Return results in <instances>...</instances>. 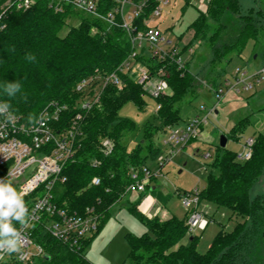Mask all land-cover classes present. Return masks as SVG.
Listing matches in <instances>:
<instances>
[{"label":"trees","instance_id":"obj_1","mask_svg":"<svg viewBox=\"0 0 264 264\" xmlns=\"http://www.w3.org/2000/svg\"><path fill=\"white\" fill-rule=\"evenodd\" d=\"M110 6V0H101ZM152 0L151 6H157ZM239 16L241 28L231 43L221 44L222 33L227 26L222 23L225 14ZM74 11L55 13L47 0H37L35 6L26 12H14L6 20V28L0 30V103L7 101L9 111L26 124H34L41 113L51 105L69 106L62 115L60 127H68L78 111L74 107L80 99L77 85L85 78L100 73L114 72L132 54L126 33L119 29L107 31L92 19L83 20L78 27L67 28V20ZM261 12L250 10L241 16L240 0H209L206 11L201 12L191 26L195 40L205 37L208 21L219 25L211 38L214 58L229 55L234 50H243L251 40H257ZM259 16V17H258ZM105 32L92 35V30ZM189 46L181 50L186 53ZM34 57V59H29ZM137 61L147 66L154 74L164 69L169 74L170 92L156 100L161 109L156 112L160 125L148 123L145 126L144 141H149L148 151L152 158L159 155L152 138L159 131L166 132L181 121V111L177 107L194 87L195 78L190 74V62L185 69L171 61H156L147 55ZM124 89L108 87L102 96L101 105L95 108L84 121L85 137L74 162L68 163L63 174L67 181L55 188L56 202L61 207L83 215L87 208H95L99 216L97 234L87 240L81 252H73L50 237L40 228L35 229V239L45 256L38 264H92L85 257V251L102 231L110 218V211L126 195L132 184L131 171L146 165L139 144L129 150L124 143L126 134L135 133L137 124L128 118H120V111L128 103L139 110L147 107V90L136 84L134 75L122 76ZM18 82L20 91L9 96V83ZM58 124V125H59ZM250 125L249 118L237 123L226 135L227 139L243 134ZM152 130V132H151ZM110 139L114 151L105 157L100 150V142ZM97 162V167L93 166ZM206 186L200 192V204L206 202L217 207L228 208L244 221L233 231L221 230L210 249L201 254L197 250L198 237L192 236L185 220L176 217L168 221L149 218L135 205L130 212L148 229L150 234L135 236L128 234L131 264H262L264 261V195L251 198L253 189L264 177V135L254 139L250 160H238V154L221 148L211 165ZM213 170H218L215 174ZM99 178L101 184L93 186L92 180ZM150 193V188L147 190ZM140 195V203L149 193ZM154 193L162 202V196ZM137 203V204H138ZM190 238H193L190 241Z\"/></svg>","mask_w":264,"mask_h":264},{"label":"built area","instance_id":"obj_2","mask_svg":"<svg viewBox=\"0 0 264 264\" xmlns=\"http://www.w3.org/2000/svg\"><path fill=\"white\" fill-rule=\"evenodd\" d=\"M37 0H0V30L6 28L8 16L14 12H26L32 9ZM49 7L55 13L68 10L100 23L111 31L119 29L126 33L133 50L129 58L114 72L85 78L76 87L80 99L74 110L78 111L71 119L68 127H60L62 115L69 111V106L51 105L44 110L36 123L26 124L17 115L7 110L0 115V179L9 178L18 191H23L24 201L28 209V227L22 228L13 221L22 234L23 244L18 253L4 254L0 264H38L45 256L43 247L36 242L35 229L40 228L50 237L60 242L73 252H81L84 243L94 237L99 228V216L95 208H87L83 215L61 207L56 202L55 188L65 184L63 174L66 166L74 162L81 142L85 137L84 121L95 108L101 105L102 96L108 87L119 91L124 89L122 76L134 75L136 84L144 87L154 101L170 92L169 74L164 69L152 73L150 69L137 61L138 57L147 55L156 61H171L180 69H185L187 61L183 60L181 49L167 39L158 27L151 25V18L161 16L162 8L168 6L169 0H158V5L152 7V0H110V6L101 0H47ZM96 27L92 35L100 33ZM102 34L103 30L101 31ZM189 53L193 51L188 49ZM247 71L237 70L233 82L224 81L215 90L219 101L231 91H237L241 86L243 91H251L255 83L264 81V68L253 75ZM161 106H156V112ZM11 114L8 123L5 117ZM209 115L197 117L179 130L168 128L163 144L171 148V154L176 152L177 145L186 146L202 134ZM59 124V125H58ZM254 140L246 142V150L240 156L242 160H250ZM100 150L105 157L114 151L113 142L103 139ZM207 158L211 157L207 154ZM158 158V171L152 172L148 167L131 171L132 184L127 193L143 194L153 189V180L162 173L168 161ZM99 164L93 162V166ZM99 178L92 180L93 186H99ZM149 193V192H148ZM200 192L194 191L183 195V206L187 211L186 226L190 234L204 231L210 220L200 209Z\"/></svg>","mask_w":264,"mask_h":264},{"label":"rangeland","instance_id":"obj_3","mask_svg":"<svg viewBox=\"0 0 264 264\" xmlns=\"http://www.w3.org/2000/svg\"><path fill=\"white\" fill-rule=\"evenodd\" d=\"M169 3L162 8L160 17L151 18V25L161 29L165 37L173 41L174 45L180 48L189 46L193 52L187 51L182 57L184 61L190 62V74L195 78L194 87L177 106L181 111V121L172 129H182L193 119L209 115L207 124L204 125L198 139L186 146L177 145L173 155L172 149L163 144L166 132L155 133L152 142L160 153L154 159L148 151L150 142L144 141L143 138L146 135L145 126L148 123L160 125L155 118L156 102L150 96L147 97V107L143 111L133 103H128L120 111L119 117L131 119L137 124V132L126 134L124 143L129 150L139 144L142 146V158L146 160L144 167L157 172L159 169L157 159L161 157L166 159L168 156L169 159L162 173L157 177L160 188L163 186L168 196L161 193H158V196H162L165 201L168 200L165 210L176 218L185 220L187 216L182 197L196 190L199 192L204 190L207 177L212 171L211 165L217 157L221 137L228 135L237 123L249 118L250 125L245 132L238 137L229 138L226 147L227 150L237 153L238 160L242 161L240 156L246 150V142L250 139L254 140L260 134L264 135V82L250 92L244 91L237 94V91H231L221 101L215 95V90L224 81L233 82L237 70L253 73L264 66V0H240L241 16L248 15L252 9L256 13H263L261 17L258 16L262 26L258 39L249 41L241 51L234 50L227 56L217 58H214V45L211 38L219 25L208 21L205 37L197 40H195V31L191 29L199 14L206 11L209 0H169ZM86 19L90 18L83 14L72 15L67 20L68 26L64 29L62 36L66 35L71 27H78ZM222 23L227 28L222 33L220 42L221 44L231 43L241 28L239 16L227 13ZM167 131L170 132V130ZM207 154L211 157L207 158ZM213 172L218 174V170ZM258 195H264V177L253 189L251 198L254 199ZM134 197V193H129L128 197H124L111 209L109 220L85 251V257L92 264H131L128 258L130 249L125 235L150 234L148 229L130 212V208L134 206L130 204ZM141 202L135 205L137 209ZM199 209L210 219L206 230L192 234L198 237L197 250L201 254H205L210 249L221 230L231 232L237 224L244 221L225 207L202 202ZM153 218L162 221L159 217H151Z\"/></svg>","mask_w":264,"mask_h":264},{"label":"clouds","instance_id":"obj_4","mask_svg":"<svg viewBox=\"0 0 264 264\" xmlns=\"http://www.w3.org/2000/svg\"><path fill=\"white\" fill-rule=\"evenodd\" d=\"M34 59V57H29ZM21 85L9 83L6 91L9 96H14L20 91ZM11 105L5 101L0 103V115L8 110ZM8 123L11 121V114L5 117ZM25 193L18 191L9 178L0 179V258L4 254L11 255L18 253L23 244L21 231L14 226L13 221L17 222L22 228L28 227V209L24 201Z\"/></svg>","mask_w":264,"mask_h":264},{"label":"crops","instance_id":"obj_5","mask_svg":"<svg viewBox=\"0 0 264 264\" xmlns=\"http://www.w3.org/2000/svg\"><path fill=\"white\" fill-rule=\"evenodd\" d=\"M263 68H264V66L259 68V69H257L253 73H247V74L248 75H253L256 72L262 70ZM263 82L264 81H262L261 83H258V84L254 82V87H253V89L251 91H253L254 88H256L258 85L262 84ZM241 92H244L242 90V87L241 86L237 87V94H240ZM245 92H250V91H245ZM158 182H159L158 179L153 182V184H154L153 185V189H151L150 193L142 200L141 204L138 206V210L141 213L145 214L147 217L151 218V217L156 216V217H159L160 219H162V221H168V220L172 219L173 217H175L172 213H170L169 211L165 210L166 202L168 200L164 201V203H162L159 200V198L157 196H155L154 193H152V192H155L156 194L161 193V194H164V195L168 196L166 191H165V189H164V187L161 186L162 188H160V185H159ZM128 194L129 193H127L125 195V198L128 197ZM134 195H135V197H134L133 201H131L130 204L138 205L139 204L138 202L140 200V195L136 194V193H134ZM128 202H130V200ZM205 215H207V214H205ZM186 216H187V211H186ZM207 218H208V216H207ZM127 235L128 234L125 235V240H126V236ZM92 242H91V244H92Z\"/></svg>","mask_w":264,"mask_h":264},{"label":"water","instance_id":"obj_6","mask_svg":"<svg viewBox=\"0 0 264 264\" xmlns=\"http://www.w3.org/2000/svg\"><path fill=\"white\" fill-rule=\"evenodd\" d=\"M227 143H228V139H227V137L226 136H222L221 137V140H220V147L221 148H226L227 147ZM193 240V238H190V241H192Z\"/></svg>","mask_w":264,"mask_h":264}]
</instances>
